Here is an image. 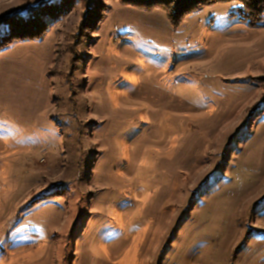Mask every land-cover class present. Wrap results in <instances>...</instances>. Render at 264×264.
Here are the masks:
<instances>
[{
    "label": "rangeland",
    "instance_id": "1",
    "mask_svg": "<svg viewBox=\"0 0 264 264\" xmlns=\"http://www.w3.org/2000/svg\"><path fill=\"white\" fill-rule=\"evenodd\" d=\"M65 1L0 0V264H264V20Z\"/></svg>",
    "mask_w": 264,
    "mask_h": 264
},
{
    "label": "trees",
    "instance_id": "2",
    "mask_svg": "<svg viewBox=\"0 0 264 264\" xmlns=\"http://www.w3.org/2000/svg\"><path fill=\"white\" fill-rule=\"evenodd\" d=\"M53 5L56 4L55 8L46 7L48 4L45 2L41 3L34 8H38L37 18H32L28 21L25 25L26 27H32V29H41L45 26L46 19L50 16L57 13H61L64 11L61 6H65V0H49ZM131 1V0H130ZM129 0H124V3L132 4ZM63 2V4L61 3ZM217 2H235L237 3L236 10L238 11V15L241 17L242 20H245L250 25H260V23L264 20V0H142V4H136L137 6H141V8L145 7L147 9H151L155 6L162 7L168 14V18L170 20L171 25L176 28L180 25L183 18L196 11L200 8L211 5ZM146 4V5H144ZM144 5V6H143ZM26 10L29 14L31 13L29 9L25 8L19 11L20 16H28V13H23ZM12 18V17H11ZM9 18V19H11ZM4 21V20H3ZM2 23V22H1ZM17 25V22L15 23ZM22 31V27L15 28L12 24H6L4 31L7 32L5 36H0V49L4 46L12 43L14 40L19 39L20 37L17 36V31ZM12 31V33H11ZM27 30L22 31L20 34L23 35ZM38 35V33H37ZM25 37V36H23Z\"/></svg>",
    "mask_w": 264,
    "mask_h": 264
},
{
    "label": "snow or ice",
    "instance_id": "3",
    "mask_svg": "<svg viewBox=\"0 0 264 264\" xmlns=\"http://www.w3.org/2000/svg\"><path fill=\"white\" fill-rule=\"evenodd\" d=\"M40 2V0H37V3H39ZM3 24H0V30H2L3 29Z\"/></svg>",
    "mask_w": 264,
    "mask_h": 264
}]
</instances>
